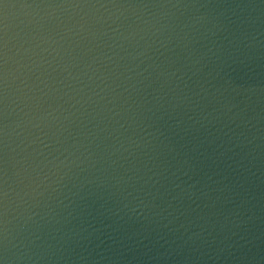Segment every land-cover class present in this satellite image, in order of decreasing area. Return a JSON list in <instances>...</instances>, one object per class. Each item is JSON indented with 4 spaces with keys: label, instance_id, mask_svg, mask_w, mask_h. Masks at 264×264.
I'll list each match as a JSON object with an SVG mask.
<instances>
[{
    "label": "water",
    "instance_id": "water-1",
    "mask_svg": "<svg viewBox=\"0 0 264 264\" xmlns=\"http://www.w3.org/2000/svg\"><path fill=\"white\" fill-rule=\"evenodd\" d=\"M0 264H264V0H0Z\"/></svg>",
    "mask_w": 264,
    "mask_h": 264
}]
</instances>
